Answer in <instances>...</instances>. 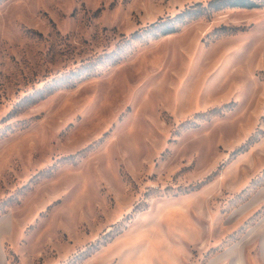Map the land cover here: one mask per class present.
Listing matches in <instances>:
<instances>
[{
  "label": "rangeland",
  "instance_id": "374dc122",
  "mask_svg": "<svg viewBox=\"0 0 264 264\" xmlns=\"http://www.w3.org/2000/svg\"><path fill=\"white\" fill-rule=\"evenodd\" d=\"M209 1L0 0V264H264V6Z\"/></svg>",
  "mask_w": 264,
  "mask_h": 264
},
{
  "label": "trees",
  "instance_id": "16d2710c",
  "mask_svg": "<svg viewBox=\"0 0 264 264\" xmlns=\"http://www.w3.org/2000/svg\"><path fill=\"white\" fill-rule=\"evenodd\" d=\"M232 6L259 7L264 6V0H210L209 6L220 8L227 3ZM230 2V3H229ZM201 2H198L200 4Z\"/></svg>",
  "mask_w": 264,
  "mask_h": 264
}]
</instances>
